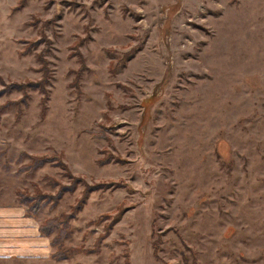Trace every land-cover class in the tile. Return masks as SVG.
Masks as SVG:
<instances>
[{"label":"rangeland","instance_id":"rangeland-1","mask_svg":"<svg viewBox=\"0 0 264 264\" xmlns=\"http://www.w3.org/2000/svg\"><path fill=\"white\" fill-rule=\"evenodd\" d=\"M9 206L0 264H264V0H0Z\"/></svg>","mask_w":264,"mask_h":264},{"label":"crops","instance_id":"crops-1","mask_svg":"<svg viewBox=\"0 0 264 264\" xmlns=\"http://www.w3.org/2000/svg\"><path fill=\"white\" fill-rule=\"evenodd\" d=\"M25 211L20 206L0 207V255L39 257L49 250L45 241H37L42 236L39 223Z\"/></svg>","mask_w":264,"mask_h":264},{"label":"trees","instance_id":"trees-1","mask_svg":"<svg viewBox=\"0 0 264 264\" xmlns=\"http://www.w3.org/2000/svg\"><path fill=\"white\" fill-rule=\"evenodd\" d=\"M22 2H23V0H22ZM27 50V48H25V51ZM30 82V81H29ZM27 82L29 85H35V84H30V83H34V82ZM16 85H17V83H16ZM24 85H26V83H20V85H18V86H24ZM17 87V86H16ZM33 87H35V86H33ZM57 155H52V156H44V157H33L32 158V160H33V162H32V164L30 163V165H32V167L33 168H35V167H37V166H39L40 165V163L44 160V159H46V160H48V159H54L55 157H56ZM42 164V163H41ZM29 165V166H30ZM20 195H21V200L22 201H24V202H27V201H29L26 197H24V195L22 194V193H20ZM54 221H55V219L53 218V219H49V220H46V222H44V223H41L40 225H39V230H40V232L42 233V234H44V235H50L51 233H52V230H53V228H54ZM157 247H155V250L157 251ZM53 255L55 256V257H57V258H62L63 257V253H62V251L61 250H59V252L57 251L56 253H53Z\"/></svg>","mask_w":264,"mask_h":264}]
</instances>
